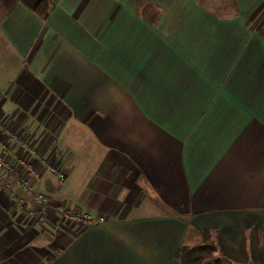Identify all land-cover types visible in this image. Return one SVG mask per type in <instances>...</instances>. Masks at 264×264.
I'll return each instance as SVG.
<instances>
[{"label": "crops", "instance_id": "0c3cea01", "mask_svg": "<svg viewBox=\"0 0 264 264\" xmlns=\"http://www.w3.org/2000/svg\"><path fill=\"white\" fill-rule=\"evenodd\" d=\"M49 3L0 7V139L53 205L104 221L39 224L0 185V264H182L200 231L231 250L242 229L262 264L264 0Z\"/></svg>", "mask_w": 264, "mask_h": 264}, {"label": "built area", "instance_id": "2783aa9c", "mask_svg": "<svg viewBox=\"0 0 264 264\" xmlns=\"http://www.w3.org/2000/svg\"><path fill=\"white\" fill-rule=\"evenodd\" d=\"M11 141H18L17 137L10 135ZM20 142V141H18ZM8 145L0 139V185L3 191L16 200V206L22 207L26 198L31 197L33 202L32 210L40 213L41 216L36 217V222L41 224L47 219V214L50 208L49 199L41 193L34 191L35 181L42 175L43 169L36 171L34 168H28V174L22 175L19 171L7 160ZM46 170L54 174L59 181L64 180L65 174L58 171L51 165L45 166ZM72 223L93 224V218L88 212L78 210L65 209L58 207L56 211ZM104 218L99 217L95 222H103Z\"/></svg>", "mask_w": 264, "mask_h": 264}, {"label": "trees", "instance_id": "16d2710c", "mask_svg": "<svg viewBox=\"0 0 264 264\" xmlns=\"http://www.w3.org/2000/svg\"><path fill=\"white\" fill-rule=\"evenodd\" d=\"M18 2L25 3L40 18H46L50 9L49 0H0V7L5 13L11 12ZM201 241L194 246L182 245L175 256L182 264L219 263L222 256L212 242V235L207 230L200 231Z\"/></svg>", "mask_w": 264, "mask_h": 264}, {"label": "rangeland", "instance_id": "374dc122", "mask_svg": "<svg viewBox=\"0 0 264 264\" xmlns=\"http://www.w3.org/2000/svg\"><path fill=\"white\" fill-rule=\"evenodd\" d=\"M35 186L36 185H34V191L37 192L35 190ZM41 194H43V193H41ZM44 196H46V195H44ZM9 197L11 199H13L11 196H9ZM29 198L31 199V197H29ZM13 200L16 204V200L15 199H13ZM31 201H32V199H31ZM24 207H25V204L23 203L22 207H18V208L22 209ZM58 207H59V205L55 206L52 204V202L50 203V208H52L53 210L54 209L56 210ZM60 207H62V206H60ZM29 211H30L31 216L35 220H36V217L41 216L40 213L34 212L32 209H30ZM55 212L59 213L58 210ZM94 221H95V219L93 218V223H94ZM255 237H256V230L255 229H242L240 231V238L242 240L237 244V246H234L231 250H226L224 247H222L221 244H218L217 242L215 243V241H213V243L217 246L219 252L223 255L224 258H222V259L225 260L226 263H230L231 261H235V262H239L240 264H246L243 262L245 253L246 252L249 253L250 258L252 259V256L254 254L253 249L256 247V243L254 240ZM259 252L261 254V263L264 264V245L261 246V248L259 249Z\"/></svg>", "mask_w": 264, "mask_h": 264}]
</instances>
